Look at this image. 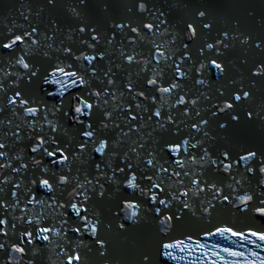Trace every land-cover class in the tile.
<instances>
[{"label":"snow or ice","instance_id":"1","mask_svg":"<svg viewBox=\"0 0 264 264\" xmlns=\"http://www.w3.org/2000/svg\"><path fill=\"white\" fill-rule=\"evenodd\" d=\"M58 6L59 0H44L33 11L32 0H17L0 17L5 264H37L44 251L37 241L50 264H124L113 234L136 250L134 264H264V229L222 226L205 233V239L234 237L230 243L244 251L219 245L209 251L191 235L176 237L189 212L210 216L213 201L240 212L251 206L264 218V150L230 147L245 129L264 133V99L257 103L253 91L264 86V61L244 83L246 55L231 59L237 44L242 52L264 53V38L252 41L236 20L218 28L206 0H132L126 12L138 22L106 20L103 32L81 18L90 0H72L68 11L79 23L65 31L50 17L41 31L32 17L39 21ZM98 8L107 18L110 0ZM13 10L26 23H17ZM257 23L264 27V16ZM102 41L119 45V63L115 52L100 49ZM106 57L104 69L98 62ZM186 81L195 86L194 98ZM221 172L232 181L227 191L217 179ZM140 228L150 234L142 246L131 236Z\"/></svg>","mask_w":264,"mask_h":264},{"label":"bare ground","instance_id":"2","mask_svg":"<svg viewBox=\"0 0 264 264\" xmlns=\"http://www.w3.org/2000/svg\"><path fill=\"white\" fill-rule=\"evenodd\" d=\"M43 2L44 0H32L33 11H35L38 5L43 4ZM71 2L72 0H59V6L52 11L45 9V13L39 21H37L35 17H32L33 23L37 24L41 31H47L48 27L50 26L48 24L49 18L54 17L59 20L63 26H65V31H67V25H76L79 23V20L72 17L70 12L68 11ZM105 2H109V0H90V6L87 9L81 11V18L86 23H90L93 25L98 24L102 32L106 30V20L107 23H110L112 20L128 19L132 20L134 23L138 22V18L135 14L126 12V7L131 6L132 0H110L112 11L107 18H104L100 14L98 8V5ZM156 2L159 4L162 2V0H156ZM206 2L209 7L213 10L212 14L216 17L218 28H224L226 26L227 20H236L241 26L242 33L244 35H250L252 41H258L259 39L264 38V27H261V25L257 23L260 17L264 16V0H206ZM14 3H17V0H0V17H7L9 15V7ZM191 3L193 5H197L199 3V0H191ZM250 11L255 13L254 17H250L248 15ZM11 15L17 18V23H26L22 20V18H19L18 13H16L14 10L11 12ZM179 15H187V10L182 13H173V19L178 18ZM4 23H7L10 27L11 19L5 20ZM0 27H3V25H0ZM215 34V31H213L212 35L215 36ZM60 39H63L62 35L60 36ZM77 47H79V45H77ZM99 47L101 50L107 47L110 53L115 52V55H113L112 58L117 63L120 62L118 58L119 45H117L115 41L111 46L106 45V42L102 41ZM242 54L246 55L247 57V64L244 66H240L244 76V83H247L250 79L249 69L254 70V65H257L260 61H264V53H261L255 48H245L242 52L241 46L237 44L236 49L231 54V59L235 60L236 56ZM98 63L103 65L104 69H106L108 66L107 57L104 61H99ZM147 74L148 73H144L142 75ZM118 75L122 74L118 72ZM228 75L230 77L235 76L238 80L240 79L239 74L235 71L229 72ZM209 79L212 81H216L213 72L209 73ZM222 82L223 81L221 80L218 83ZM95 83L99 84V81H96ZM185 83L188 84L189 88L191 89L190 94L194 98L196 93L195 86H193L190 81H186ZM253 91L255 92V100L257 103L264 99V86L257 84L256 89H254ZM156 95L158 96L159 94L156 93ZM204 103L205 105L207 104V102ZM70 132H75V129H71ZM241 145H244L245 147H251L257 150H264V133H259L254 129L243 130L240 133V137L236 138L230 147L233 152H238ZM15 150L18 149L15 148L14 151ZM93 154L96 155L95 153ZM96 158L97 160L101 159L99 156H96ZM240 171L242 172L243 169L241 168ZM13 176H15V174H13ZM217 179L223 180V184L221 186H224L225 190L227 191L228 189L226 186L232 182L230 177H227L225 173L221 172L217 174ZM249 179H251V177ZM6 186L9 185H5L4 187ZM251 187L253 189L256 187V181L254 179L251 180ZM41 195H43V193H41ZM200 195L203 196L204 194L201 193ZM209 199H211L210 196ZM213 203L216 204V208L210 216L201 218L199 211H197L196 216H192L191 212H189L187 227L183 230L182 233H177L176 237L183 238V235H191L194 239H204V241H206L208 239H205V233L209 231H215L216 228L222 226L232 227L233 230H242L244 228H251L253 230L264 229V218L258 217L257 214L251 210V206H249L250 210L248 212H240L239 209L233 208L231 205L225 206L223 204L217 203L216 201H213ZM104 207L106 208V205ZM194 208L198 209L199 204L194 205ZM18 227L20 228L21 226L18 225ZM18 233L19 232H17V234ZM121 235L122 234H113L112 236V240L119 238L117 242L114 243L115 248L121 246ZM149 235L150 234L146 228L136 229L131 234L132 238H134L135 240L140 239L141 241H144V243L148 240ZM143 244L141 242L139 245L142 246ZM125 247H127V251L116 249V252L122 258L124 264H134V262H132L133 257L129 258V256L136 254V250L128 246ZM0 257H2V259H0V264H5L7 258L3 257L2 253H0ZM38 264L43 263L42 261H40V263ZM167 264H175V262H168Z\"/></svg>","mask_w":264,"mask_h":264}]
</instances>
